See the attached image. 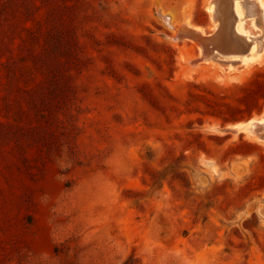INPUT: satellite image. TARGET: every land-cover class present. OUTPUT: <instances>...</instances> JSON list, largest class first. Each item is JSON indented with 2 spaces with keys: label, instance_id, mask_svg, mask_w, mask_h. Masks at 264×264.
<instances>
[{
  "label": "rangeland",
  "instance_id": "374dc122",
  "mask_svg": "<svg viewBox=\"0 0 264 264\" xmlns=\"http://www.w3.org/2000/svg\"><path fill=\"white\" fill-rule=\"evenodd\" d=\"M210 1L0 0V264H264V142L222 132L264 65L179 37Z\"/></svg>",
  "mask_w": 264,
  "mask_h": 264
},
{
  "label": "bare ground",
  "instance_id": "6f19581e",
  "mask_svg": "<svg viewBox=\"0 0 264 264\" xmlns=\"http://www.w3.org/2000/svg\"><path fill=\"white\" fill-rule=\"evenodd\" d=\"M206 9L212 20L216 18L221 21V35L216 34L215 38L209 40L203 27L185 25V30L197 33L200 43L208 49L201 57L202 63L237 62L249 70L254 65H264V0H211ZM162 19L166 25L171 26L169 16L162 15ZM218 27L219 24L215 22L212 29L217 30ZM228 127L236 128L234 133L242 132L250 139L264 142V135L259 136V130H256L259 127L264 133V111L259 117L232 123ZM212 128L221 132L216 125Z\"/></svg>",
  "mask_w": 264,
  "mask_h": 264
},
{
  "label": "water",
  "instance_id": "95a60500",
  "mask_svg": "<svg viewBox=\"0 0 264 264\" xmlns=\"http://www.w3.org/2000/svg\"><path fill=\"white\" fill-rule=\"evenodd\" d=\"M220 27V26H219ZM215 34H209L208 37L212 38ZM182 36V37H186V38H190V39H194V40H198L197 36L198 34L197 33H193V32H179V37ZM200 43V42H199ZM201 46L204 48H206L202 43H200ZM251 118V117H250ZM250 118L248 119H245V120H240V121H248ZM240 121H236V122H240ZM237 129L236 128H230L228 126H225L223 127V131L227 132V133H234Z\"/></svg>",
  "mask_w": 264,
  "mask_h": 264
}]
</instances>
